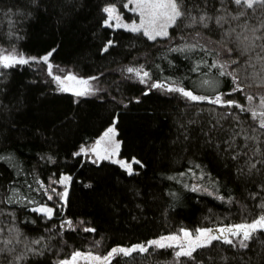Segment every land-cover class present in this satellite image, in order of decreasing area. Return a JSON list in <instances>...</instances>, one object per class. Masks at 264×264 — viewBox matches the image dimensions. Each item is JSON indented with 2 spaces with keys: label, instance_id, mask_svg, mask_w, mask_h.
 <instances>
[{
  "label": "trees",
  "instance_id": "obj_1",
  "mask_svg": "<svg viewBox=\"0 0 264 264\" xmlns=\"http://www.w3.org/2000/svg\"><path fill=\"white\" fill-rule=\"evenodd\" d=\"M126 3L0 0V47L36 58L0 70V264H59L77 251L105 256L181 229L196 233L264 215V129L251 113L149 91L126 71L142 66L150 81L210 98L222 94L245 106L248 94L264 91L254 75L264 51L242 52L236 36L251 35L244 24L259 28L264 8L183 0L184 15L168 36L150 40L142 31L105 25L106 6L128 20L137 17ZM262 34L264 28L256 33ZM202 38L220 45L243 92H232L231 77L210 67L220 55ZM256 44L264 45V38ZM191 45L196 48L173 50ZM49 53L55 74L95 77L98 94L58 91L40 59ZM112 125L119 156L140 162L132 175L116 162L76 155ZM64 176L71 177L65 201L59 195ZM41 205L53 207L50 218L32 210ZM65 221L72 227H61ZM247 243L242 249L213 241L192 258H176L174 247H151L116 255L110 264H264V232Z\"/></svg>",
  "mask_w": 264,
  "mask_h": 264
},
{
  "label": "snow or ice",
  "instance_id": "obj_2",
  "mask_svg": "<svg viewBox=\"0 0 264 264\" xmlns=\"http://www.w3.org/2000/svg\"><path fill=\"white\" fill-rule=\"evenodd\" d=\"M233 2L241 6L245 9H252L255 10L256 8H264V0H233ZM183 4V0H128V3L124 5L125 8H128L130 11L135 12L140 17L139 24L132 23V24H122L121 23V17L118 14L117 8L113 6H106L103 8V12L106 14L105 19V25L106 26H112V21H115L116 27H123L128 31L131 32H143V35L148 37L150 40H155L157 37H167L168 31L167 29L170 26L175 25L176 21L184 15V13L181 11V7ZM129 5H132L131 8H129ZM240 16H243L244 13L241 12L239 14ZM207 17L206 16H200V22L203 23ZM233 19H238L239 17H232ZM195 20V18H193ZM224 20V17L217 18V23H221V21ZM207 27V25H204ZM242 28L246 32H250L251 35H245L244 32H241L237 34L236 40L241 47L242 52H250L256 47H260L262 51H264V45H257L256 41L261 40L264 38V34L262 35H256L258 31H260V28H264V23L260 25V27H251L249 28L247 24L242 25ZM234 32L235 29H232ZM111 41H109V45H111ZM188 48L195 49L196 45L186 46V48L181 49H173L179 50V51H185ZM107 51V47L104 49ZM231 51V50H229ZM49 55L44 56L41 59L42 62L45 64H48ZM31 60H35L36 58H30ZM29 58H25L23 55H16V54H9V55H2L0 54V67L2 68H8L15 66L17 64L23 65L30 63ZM257 60H264V57L257 56ZM232 63H237V61H232ZM199 67V66H197ZM213 68L219 69V76H229L232 79V83L234 85L232 92H243L244 87L238 82V76L235 71L229 72L227 71V65L224 63H220L219 61L213 62V64L210 66ZM254 67V65H253ZM48 71L49 75H52V66L51 64H48ZM126 71L130 74H134L137 78H139L140 83L146 84L148 80L151 79L150 73L148 71H145L143 67L140 68H133L129 67L126 69ZM256 77V80L258 81L257 86H264V65H261V70L259 73L254 74ZM54 81L58 83V85L61 86L62 91H68L69 88L64 86V81H74L77 85L80 86V88L76 89L74 91V94L77 96H83L86 94H90V92L93 90L91 88V85L89 83V80L85 79H77L75 76L69 74L64 79H62L60 76H53ZM95 79V77L91 78ZM207 83V81L203 82ZM149 91L153 88H162L169 92H177L181 94L184 98H186L189 101L192 102H204L207 101L212 104H217L223 107L228 108H238L241 111H249L251 112L252 118L254 120H258L259 128L264 129V96L259 97V105L257 108L254 107H248L245 109L243 105L240 103L233 101V100H224L223 95H216L214 98H209L204 95H197L194 94V91L191 89H185L184 87H173L172 85L162 82H153L149 86ZM145 94H148L147 92ZM228 95H231L232 93H227ZM247 101L251 105V102L254 99H257L254 95H247L246 96ZM115 134V126L109 127L103 134L102 140L107 138L111 140V138ZM101 141H96V146L98 147L100 145ZM119 148V144H115V149ZM91 151L96 152V155L99 159H107L110 157V155L114 154V151L112 153H107V149H105V152L107 153L105 156L101 157L99 152L96 151V148L91 149ZM87 150L83 147L81 148L80 152L76 153V155L86 154ZM95 162V161H94ZM140 162L138 160H133L131 163H126L124 161H120L121 167L125 168L129 175L133 174V164H139ZM142 166V165H141ZM252 167H255V164L252 165ZM71 177H61L59 180V183L64 185L68 181H70ZM43 187V185H41ZM196 190L195 188L193 189ZM52 191H55L54 189ZM62 200H66L68 193L67 190H65L62 193H59ZM48 199H52V196L49 195ZM221 199H223L221 197ZM11 202V201H10ZM30 203L32 201H29ZM35 212L43 213L47 215L49 218L53 214V209L48 208L46 206H42L39 208H33L32 209ZM67 225L68 228L72 227L71 221H65L64 224L61 225V227H64ZM84 231L86 232H92L95 231V229L92 228H85ZM257 232H264V215L256 218L250 223H244V224H237L232 226H227L223 228L218 229H198L196 231V234L193 235L187 230L181 229L180 234H173L168 236L160 237L157 240L148 241L147 244H141L132 246L129 248L124 247H118L113 248L111 251L105 255L104 257L100 256H93L91 253L84 254L79 251L74 252L71 256V260H63L60 261L59 264H76L78 259H85V260H91V261H98L100 264H110V260L112 257L116 255H124L128 256L131 255L133 252H140L145 253L148 251L151 247L156 248H176L175 251V257H189L192 258V253L196 251L198 248H204L208 247L212 244L213 241H220L224 244L231 245L233 247H237V245L242 248L246 249L248 248V241L253 239L254 234Z\"/></svg>",
  "mask_w": 264,
  "mask_h": 264
},
{
  "label": "rangeland",
  "instance_id": "obj_3",
  "mask_svg": "<svg viewBox=\"0 0 264 264\" xmlns=\"http://www.w3.org/2000/svg\"><path fill=\"white\" fill-rule=\"evenodd\" d=\"M131 7H132V5H130ZM130 7V8H131ZM130 11V10H129ZM130 12H132V11H130ZM133 13H135V12H133ZM118 14L120 15V17H121V23L122 24H132V23H136V24H139V22H140V17H139V15L137 14V13H135V14H137V17H135L134 19H131V20H128V19H126V18H123V16L118 12ZM112 23V25L113 26H115V21H112L111 22ZM116 27V26H115ZM170 28V27H169ZM169 28L167 29V31L169 30ZM157 38H160V37H157ZM199 42L200 43H202L203 45H205L207 48H210V49H212V50H214V51H217V52H219V55H220V59H219V62L220 63H224V64H226L227 65V71L229 70V63H227V62H225L224 61V59H223V55H224V51H223V49L220 47V45L219 44H217V43H215L214 41H212V40H210V39H205V38H202V39H199ZM0 54H2V55H9V54H16V55H22V54H18L16 51H10V50H8V49H4V48H1L0 47ZM24 56V55H23ZM25 58H28V57H26V56H24ZM30 59V58H29ZM31 61H33V60H31L30 59V62ZM48 64H51V66H52V76H60L62 79H64V77H66L67 75H69V74H71V75H73V76H75L77 79H85V80H89V83H90V85H91V88L93 89L91 92H90V94H86V95H83V96H92V95H96V94H98V92H99V89H98V86H97V82H96V80L95 79H91V78H81V77H78V76H76L75 74H72V73H62V74H55V72H54V69L53 68H55L53 65H52V63L48 60ZM47 64V65H48ZM17 65H19V64H17ZM16 66V65H15ZM1 69H3L2 67H0V70ZM131 76H133L136 80H138L139 81V78H137L134 74H131ZM54 83H55V85H56V87H57V89H58V91H61V92H67V93H72V94H74V91L76 90V89H78V88H80V86L79 85H77L74 81H67V80H65L64 81V86L65 87H68L69 88V90L68 91H62L61 90V86L60 85H58V83L56 82V81H54ZM151 83H153V81H150V80H148V82L146 83V84H144V83H142V84H144L148 89H149V85L151 84ZM162 83H165V82H162ZM166 85H168V84H170V85H172L173 87H181L180 85H177V84H172V83H165ZM151 90H157V91H159V92H161V93H164V94H170V93H177V92H169V91H166L165 89H162V88H153V89H151ZM75 95V94H74ZM248 95H254L255 97H257V99H254L252 102H251V105L249 104V102L247 101V104L244 106L245 107V109H247L248 107H254V108H257V110H259V108H258V105H259V97H261V96H264V91H258V92H255V93H250V94H248ZM77 96V95H76ZM210 98V97H209ZM214 98V97H213ZM211 99V98H210ZM223 99L224 100H227L224 96H223ZM251 113V112H250ZM256 122L258 123V120H256ZM113 126V125H112ZM112 126H110V127H112ZM105 132V131H104ZM104 134V133H103ZM103 134L96 140V141H98V140H100L101 141V143H100V145L97 147L96 146V142L95 143H93V144H91V145H89V146H86V147H83L84 149H86L87 150V152H86V154H84L85 156H87L88 158H90L91 160H93V161H98V162H100V161H103V160H108V161H113V162H116V163H118V164H120V161H124V162H126V163H131V162H127V161H125L124 159H122L120 156H119V152H120V141H119V139H118V137H117V131H116V128H115V134H114V136L111 138V140H109V139H107V138H105V139H101L102 137H103ZM119 144V148L118 149H115V144ZM93 148H96V151H98L99 152V154H100V156L101 157H103V156H105L107 153H112L114 150V154H112V155H110V157L109 158H107V159H99L98 157H97V155H96V152H93V151H91V149H93ZM105 149H107V153L105 152ZM121 165V164H120ZM132 167H133V165H132ZM68 177V176H67ZM69 183H70V181H68L66 184H64V185H62L63 187H64V191L65 190H67L68 191V186H69ZM63 191V192H64ZM63 201H65V200H63ZM42 206H46V207H48V208H51V209H53V207H50V206H48V205H41V206H38L37 208H39V207H42ZM206 229V228H205ZM187 231H189V230H187ZM190 233H192L191 231H189ZM180 234V233H179ZM193 235H195L196 233H192ZM171 235H173V234H171ZM168 236V235H167ZM159 239V238H158ZM157 240V239H156ZM176 249V248H175ZM177 250V249H176ZM84 254H88V253H84ZM93 256H100V255H96V254H92ZM100 257H104V256H100ZM112 259V258H111ZM68 260H71V258L70 259H68ZM111 261V260H110ZM76 264H100V262H98V261H91V260H85V259H78L77 260V262H76Z\"/></svg>",
  "mask_w": 264,
  "mask_h": 264
},
{
  "label": "water",
  "instance_id": "obj_4",
  "mask_svg": "<svg viewBox=\"0 0 264 264\" xmlns=\"http://www.w3.org/2000/svg\"><path fill=\"white\" fill-rule=\"evenodd\" d=\"M213 229H218V228H213Z\"/></svg>",
  "mask_w": 264,
  "mask_h": 264
}]
</instances>
